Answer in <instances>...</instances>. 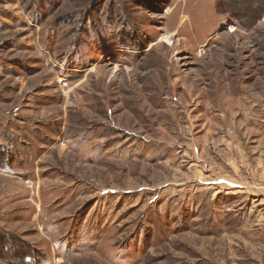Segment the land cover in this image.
Here are the masks:
<instances>
[{"label":"rangeland","instance_id":"obj_1","mask_svg":"<svg viewBox=\"0 0 264 264\" xmlns=\"http://www.w3.org/2000/svg\"><path fill=\"white\" fill-rule=\"evenodd\" d=\"M0 264H264V0H0Z\"/></svg>","mask_w":264,"mask_h":264}]
</instances>
